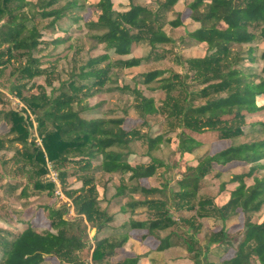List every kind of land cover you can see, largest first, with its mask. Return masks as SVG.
<instances>
[{
    "label": "trees",
    "instance_id": "1",
    "mask_svg": "<svg viewBox=\"0 0 264 264\" xmlns=\"http://www.w3.org/2000/svg\"><path fill=\"white\" fill-rule=\"evenodd\" d=\"M126 2L118 9L113 0H0V78L12 68L9 91L25 106L22 112L9 109L0 91V124L9 128L0 135V154L13 153L0 155V164L3 175L14 180L3 186L9 200L3 208L12 211L9 219L0 214V264H157L156 253L152 261L142 254L119 257L132 238L154 239L157 252L185 248L187 256L171 264H264V0ZM180 4L189 11L192 31ZM84 26L85 38L105 53L89 51L84 60L87 45L80 43L67 79L60 80L52 65L60 56L43 52L69 41L67 29ZM167 27L184 34L173 37ZM142 47L147 53L136 55ZM192 48L201 55L185 53ZM168 58L182 71L125 74ZM103 90L127 98L122 116L87 119L86 111L94 109L88 99ZM130 110L141 123L128 130ZM29 113L41 145L30 139ZM155 119L176 137L141 130ZM210 135L232 143L198 155ZM175 141L173 152L162 157L163 146ZM137 142L146 161L133 163L131 145ZM48 162L76 217L66 218L64 207L45 205L46 229L39 231L22 218V210L45 191L54 195L55 185L45 180ZM95 172L110 179L100 185ZM117 175L113 197L122 200L120 212L130 217L99 237L114 221L102 204ZM156 175L158 185L142 184ZM72 177L80 187L69 186ZM207 189L214 194L204 193ZM140 209L143 220L136 219ZM205 219L222 225L200 237ZM228 222L242 227L233 233ZM138 230L147 233L140 237L134 234Z\"/></svg>",
    "mask_w": 264,
    "mask_h": 264
},
{
    "label": "rangeland",
    "instance_id": "2",
    "mask_svg": "<svg viewBox=\"0 0 264 264\" xmlns=\"http://www.w3.org/2000/svg\"><path fill=\"white\" fill-rule=\"evenodd\" d=\"M113 1L116 3V7L118 9L124 7L127 3L126 0H113ZM178 8L182 9V11H183L182 12V19H183L185 27L190 31L194 30L195 28H194V26H193V24L189 18V11L183 9V5H181V4L178 6ZM84 17L87 19H90L91 13L90 12L84 13ZM63 27H66V26H63ZM167 32L171 36L176 37V38L184 34V31L182 29L172 30L168 27H167ZM86 34H88V30L85 26L82 27L81 30H80V28H72V29L69 28V29H67V34H65V35H68V37L70 38L69 41L58 45V47H56L55 49H53L51 47V48L45 50V52H43V55H45L46 53L53 55L52 58H56V57L60 56V59L58 62L52 63V65H54L56 67L57 76L59 77L60 80L67 79L68 73L71 71V68L73 67L75 46L79 45L80 43L87 45L86 46L87 49H85L84 54H82V58L84 60H87L86 58H88L90 56V54L87 53L89 51L94 56H98V55L105 53L104 47L95 46L92 41L85 38ZM62 35H63L62 33L56 34V36H62ZM46 39H51V35L47 34ZM164 49H169V46H166ZM145 53H147V49L142 47V48L137 50L136 55H144ZM185 53L187 55L200 56L201 50H199L198 48H192L190 50L185 51ZM48 65L49 64H44L43 67H47ZM156 69H171V70H174L176 72L182 71V68L179 65H177L172 60V58H168V59L160 61V62L150 61L147 64H143L139 67L132 68L130 70L125 71V74L142 73L146 70H156ZM14 80H15V78L12 75V68L7 69L5 71V74L3 75V77L0 78V91H2L4 93V95L6 97L5 100L8 104L9 109L21 111V108L24 107L23 103L21 102V100L18 97L11 94L9 91V87H11ZM37 81L40 82L41 78L38 79ZM125 82L130 83L131 82L130 78H128V77L125 78ZM58 86H59V82L57 81V82H55L54 87H58ZM48 91H50V89H48ZM147 94H149V93H147ZM88 104H89V106L94 107V109L86 111L84 116L87 119H94V118L111 117L112 115L122 116L123 112L120 108L123 105H127L128 103H127V98L122 96L120 93H118V92H106V90H103L102 92H99L95 97L89 98ZM127 117L128 118L125 121L124 127L128 130L131 129L132 127H134L135 125L141 123V120L138 119L136 113L133 110L129 111V114ZM33 118H34V116H33ZM149 124H150V126L141 127V130L142 131L151 130L153 135L166 134L169 137H176V135L174 133H169L167 126L165 124L161 123L157 119L150 121ZM8 131H9V128L5 125V123H1L0 124V135H4V134L8 133ZM31 132H32V135H31L30 139L31 140L34 139L39 144L40 138H39L37 131L34 129ZM203 139L205 141H207L208 144L203 146L201 149H199L196 152L198 155H203L207 152L216 153V152L228 147L232 143V141H216L215 140L216 138H214L213 135L206 136ZM40 142H41V140H40ZM239 142H240V140H234L233 143H239ZM176 145H177V141H175L171 146L164 145L161 156L167 158L168 155L173 152V149H175ZM131 149L133 151V155H131L129 158V160L131 162L138 163L141 161H146V159L142 158V156H141V154L144 153V149H143V146L141 147V143H139V142L133 143L131 145ZM0 155H1L2 159H6L9 157H12L13 153H4V154H0ZM94 164L98 165L99 162L95 161ZM73 167H74V165L71 164V165H68L67 169L72 170ZM227 169H229V168H227ZM242 170L243 169H239L237 172H241ZM94 174L96 176L97 181H99L100 185H103L104 182H106L110 179L109 175H104V174L98 173V172H95ZM117 177H118V175L111 177L113 179L109 181V183L111 184V187L109 188L108 193H107L108 202L102 204V207L107 209L109 214L114 216V221L110 224L109 228L105 229L104 231H102L99 234V237L109 236L111 233L114 232L115 229L121 227L122 224L125 223L130 217V214L125 215V214L120 212V206L122 204V200L119 198L113 197V195L115 194V188H114L115 186L114 185L116 183L114 181V178H117ZM225 177L228 178L229 174H227ZM13 181L14 180L11 177V175H9V174L3 175V167L0 164V214H6L7 215L6 217L8 219H9L8 214H10V212L12 210L8 209L5 212V210L3 208V205L5 203L9 202L8 199L3 198V186L6 183H13ZM68 182H69V186L71 188H78L81 186V182L76 180V178H74V177L70 178ZM142 184H144V185H149V184L150 185H158L159 184V177L156 175L149 180H143ZM61 192L63 194V197H57L56 193H54V195H52V196H49L48 192L45 191L40 196V198L34 203V206L23 207L22 218H24L23 216H25L26 220L31 221L37 230L43 231L44 229H46V226L41 223L42 218H43V210L41 209V207H43L45 205H52L56 209L64 207V209L67 211L66 218L74 219L76 217V215H75L74 210L71 206V202L63 193L62 188H61ZM214 192H215V189H212V190L207 189L204 191V193H209V194H214ZM10 201L15 202V198L10 199ZM143 213H144V211L142 209L138 210V212H137L138 215H137L136 219H140V220L145 219L146 216ZM183 214L186 216L189 215V213H187V212H184ZM221 225L222 224L220 222L213 221L212 219H205L203 221V232L200 235V237H202V235L205 234V232L219 230ZM227 225L230 228L234 225V222H228ZM241 225L242 224L240 222V224H238L237 226L232 227V230L234 232L233 231H231V232L235 233L236 230H238L242 227ZM0 226H4L1 221H0ZM146 233L147 232L145 230H138V231L134 232V234H136L140 237L144 236ZM94 235H95L94 230L89 231V239H90V242L92 244H93V236ZM157 245H158V242L152 238H147L143 241H141L140 238H132L130 240V244L127 246V248L125 250H123L122 252H120L119 257L132 256L135 254H142V255H147L146 259H148V261H150V260L152 261L153 259L160 258V259L155 260L157 264H171L174 259L187 256V251L183 247H172L171 249H169L165 252H157L155 250ZM155 253L157 256L156 258L154 257ZM230 255H232V253ZM215 261H217V259H215Z\"/></svg>",
    "mask_w": 264,
    "mask_h": 264
},
{
    "label": "built area",
    "instance_id": "3",
    "mask_svg": "<svg viewBox=\"0 0 264 264\" xmlns=\"http://www.w3.org/2000/svg\"><path fill=\"white\" fill-rule=\"evenodd\" d=\"M19 101V100H18ZM22 105V104H21ZM23 106V105H22ZM25 108L22 107L21 108V111L22 109ZM30 114V113H29ZM30 117H31V120H33V123H34V129L36 130V123L34 121V118L33 116L30 114ZM33 129V130H34ZM39 144L41 145V142L39 140ZM47 174L45 176V180L46 182H49V183H53L55 185V193H56V196L57 197H63V194L61 192V186H60V180H59V175L58 173L53 169L52 165L48 162L47 164Z\"/></svg>",
    "mask_w": 264,
    "mask_h": 264
},
{
    "label": "crops",
    "instance_id": "4",
    "mask_svg": "<svg viewBox=\"0 0 264 264\" xmlns=\"http://www.w3.org/2000/svg\"><path fill=\"white\" fill-rule=\"evenodd\" d=\"M191 20V19H190ZM194 26V25H193Z\"/></svg>",
    "mask_w": 264,
    "mask_h": 264
}]
</instances>
